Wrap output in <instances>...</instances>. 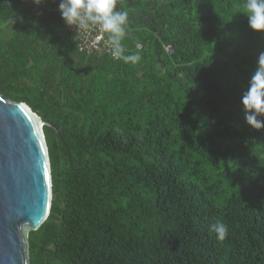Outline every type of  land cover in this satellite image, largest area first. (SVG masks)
<instances>
[{
	"label": "trees",
	"instance_id": "trees-1",
	"mask_svg": "<svg viewBox=\"0 0 264 264\" xmlns=\"http://www.w3.org/2000/svg\"><path fill=\"white\" fill-rule=\"evenodd\" d=\"M58 3L0 0V95L53 125L30 264H264V129L240 103L264 32L245 0H119L135 64L80 51Z\"/></svg>",
	"mask_w": 264,
	"mask_h": 264
},
{
	"label": "water",
	"instance_id": "water-1",
	"mask_svg": "<svg viewBox=\"0 0 264 264\" xmlns=\"http://www.w3.org/2000/svg\"><path fill=\"white\" fill-rule=\"evenodd\" d=\"M44 126L53 125L26 102L0 95V264H30L29 233L50 214L53 184Z\"/></svg>",
	"mask_w": 264,
	"mask_h": 264
},
{
	"label": "clouds",
	"instance_id": "clouds-1",
	"mask_svg": "<svg viewBox=\"0 0 264 264\" xmlns=\"http://www.w3.org/2000/svg\"><path fill=\"white\" fill-rule=\"evenodd\" d=\"M118 2L119 0H59L58 11L64 24L76 26V30L98 27L101 33L107 34L113 58L135 64L141 60V54L139 51L125 54L122 41L130 23L129 12L118 9ZM33 3L39 5L42 0H33ZM244 8L243 14L247 17L248 27L264 32V0H245ZM256 64L240 103L245 123L255 130H261L264 129V52L259 53ZM209 228L218 241L226 239L228 226L222 221L217 220Z\"/></svg>",
	"mask_w": 264,
	"mask_h": 264
},
{
	"label": "built area",
	"instance_id": "built-area-1",
	"mask_svg": "<svg viewBox=\"0 0 264 264\" xmlns=\"http://www.w3.org/2000/svg\"><path fill=\"white\" fill-rule=\"evenodd\" d=\"M67 27L69 31L74 34V37L78 42V48L80 51L85 52L86 54L89 55L108 54L113 58V56L111 55L110 42L108 41V38L106 37L105 33H101L99 31L98 27H92L84 30H80V29L76 30V26L67 25ZM98 37L101 38L98 39ZM138 48L141 49V46L138 45ZM167 50L171 52V48L169 46Z\"/></svg>",
	"mask_w": 264,
	"mask_h": 264
},
{
	"label": "rangeland",
	"instance_id": "rangeland-1",
	"mask_svg": "<svg viewBox=\"0 0 264 264\" xmlns=\"http://www.w3.org/2000/svg\"><path fill=\"white\" fill-rule=\"evenodd\" d=\"M166 49H168V47Z\"/></svg>",
	"mask_w": 264,
	"mask_h": 264
}]
</instances>
